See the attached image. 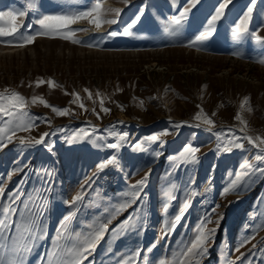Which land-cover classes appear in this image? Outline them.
<instances>
[{
  "label": "rangeland",
  "instance_id": "obj_1",
  "mask_svg": "<svg viewBox=\"0 0 264 264\" xmlns=\"http://www.w3.org/2000/svg\"><path fill=\"white\" fill-rule=\"evenodd\" d=\"M93 4L0 0V11H26L21 32L35 35L43 31L36 23L42 16L87 11ZM222 4L223 14L208 39L190 44L209 29ZM249 7L248 33L235 38L233 29ZM186 8L180 32L166 33L170 18ZM102 9H120L119 16L111 11L103 16L117 22L96 28L89 17L57 33L35 35L31 43L0 42V93L8 89L29 101L39 96L69 110L61 116L50 107L28 104L22 119L28 123L31 118L30 130L15 128L20 120L0 116V128L15 130L14 135L7 133L10 141L0 140L5 197L19 187V209L31 201L43 206L45 236L25 254V264H46L65 231L66 216L71 217L68 235L87 234L89 226L106 222L116 207L131 200L125 193L145 176L138 198L115 215L82 264H123L128 258L129 264H175L202 229L215 232L206 253L196 258L198 264H264V173L255 171L264 169V160L255 159L264 152L243 139L264 137V44L252 35L264 38V0H255L254 6L252 0H198L194 6L190 0H102ZM137 16L133 35H123ZM112 31L118 35L109 36ZM69 32L73 38L63 39ZM38 79L45 83L37 87ZM73 93L80 97L76 103ZM101 100L107 113L101 111ZM238 113L246 127L235 119ZM44 133L48 135L40 144H20V139L35 141ZM125 133L119 150L107 147ZM152 136L159 139H147ZM236 137L242 148L229 144ZM186 146L199 149L195 161L180 157ZM113 156L117 164L98 169ZM245 162L253 168L242 169ZM243 171L249 175L225 194ZM77 193L82 194L80 201L66 202ZM248 237L254 238L240 247Z\"/></svg>",
  "mask_w": 264,
  "mask_h": 264
},
{
  "label": "snow or ice",
  "instance_id": "obj_2",
  "mask_svg": "<svg viewBox=\"0 0 264 264\" xmlns=\"http://www.w3.org/2000/svg\"><path fill=\"white\" fill-rule=\"evenodd\" d=\"M127 2V0H125ZM198 0H190V4L194 6ZM253 6L255 5V0H252ZM29 9L33 8V5L29 3ZM224 5L222 4L220 8L217 10V14L212 17L209 21V29L201 32L199 35L195 37L194 40L190 41V44L195 45L202 43L207 40L211 35V26L214 24L216 20L220 18L223 14ZM106 11L114 12L116 16L120 15V9H111L104 10L102 9V0H94L93 6L87 11H79L74 12L70 15H44L42 18L36 21L37 24L40 25L43 31H37L35 35H51L53 33L59 32L61 29H68L70 25L75 24L78 20L88 19L89 17H93V19L89 20V23L94 24L96 28H100L103 24H114L117 21L115 19H103V16L106 14ZM189 11L186 8L183 12L180 13L179 16H172L168 21L167 25L164 28V31L171 36H176L183 25V21ZM253 12V7H249L248 11L245 13L244 18L241 20L239 24L233 29V36L235 38H242L248 33L247 22L251 18V14ZM27 15L24 10L11 9L7 11H0V42L6 44H12L13 42H21V43H31L35 39V35L27 34L25 32H21V28L23 27L21 23V18ZM140 20V16H137L132 22L124 29L123 35L131 36L133 32L131 29L133 26ZM29 27H31L29 25ZM82 31H86V29H80ZM117 32L112 31L109 33V36H116ZM257 43L264 44V38L259 35L252 34ZM74 36V32H69L68 34H62L63 39H72ZM8 38V39H5ZM74 43L78 41L73 39ZM260 63H264V60H261ZM45 83L44 80L38 79L36 82V86L39 87L41 84ZM47 83L49 86L54 85V81L48 80ZM87 92L88 90L85 89ZM68 94V93H66ZM74 100L72 103H76L80 100L79 94L73 93ZM99 95V93H97ZM89 99L92 98V94L88 93ZM41 104L45 107H50L51 110L57 115H66L69 114L68 109H61L56 106L48 104L46 100L39 96H33L29 101L20 93L15 91H10L5 89L4 92L0 93V116L10 117L13 120H20V123L15 125V128L30 130L34 127V124L31 122V118H29L28 123H24L22 117L26 115L24 109L28 106V104ZM248 98L246 97L244 102H242L241 108L242 110L247 106ZM79 106L84 109L85 106L83 103H80ZM86 110V109H85ZM251 111L250 108L247 109ZM101 111L107 113L110 111L109 109L103 107V100H101ZM214 115V114H213ZM196 119H200V115L196 116ZM237 121L241 124L247 126V122L242 118V116L238 113L235 117ZM205 123L212 124L213 121L210 119H205ZM243 131V129H241ZM11 131L12 135L15 134L14 129H10L8 127L0 128V140L7 138L9 141L12 139V135H7V133ZM165 135L167 133H164ZM48 133H44L40 136L39 139L35 141H25L24 139H20V144H31L36 143L40 144L44 141L45 136ZM127 134H122L119 136V139L115 143L107 144L108 148L119 150L122 146V142L126 140ZM149 140H158L159 136H152L147 138ZM241 138L236 137L234 140H230L229 144L232 147L242 148L243 143H239ZM244 140H247L250 144H253L255 147L261 149V152H264V137L257 136L255 138L251 136H244ZM231 148H225V151H230ZM199 149L186 146L184 150L180 153V157L185 160L195 161L196 156L195 153L198 152ZM256 160H264V155H257L255 157ZM117 164L116 157L108 159L105 162H102L98 165V169H104L107 165ZM242 169H252L253 166L248 162H245L241 165ZM255 171H260L264 173V169H255ZM11 175V174H10ZM50 175V173H49ZM249 172L243 171L237 174L236 179L232 182V185L229 188L225 189V194H227L231 188H234L236 184L241 181L244 176H248ZM147 176L144 179H141L134 185H130V188L133 190L130 193H125V196H130L131 200H126L124 203L120 204L115 208L114 214L110 216L106 220V222H98L96 226H89L91 231L87 234L75 233L74 238L70 236L66 232V224L67 221L71 219L70 216H66L64 221L62 222V226L65 231L58 236L55 247L48 254V258L46 264H82L83 260L87 258L86 254H90L91 251L95 250L96 244L104 237L105 232L108 229V225L111 223V220L115 218L116 214H119L125 208H127L130 203L135 202V200L139 196L140 186L144 185L146 182ZM5 187L0 186V264H25V254L31 251V248L35 246V243L38 240L44 239L45 231L41 222V217L43 215V206L37 201H31V206L28 203H25L24 209L21 210L17 207V202L21 199V191L19 187L12 192H8L5 197ZM82 199V194L77 193L71 201H66L69 204H75L77 201ZM47 201H44L46 204ZM188 207V203L186 202L180 209V213L182 214ZM181 219V215H177L175 217V222H179ZM127 222H122L121 225H118L119 228H123L124 224ZM247 227V226H246ZM215 229H202L199 231L198 235L192 240L191 245L183 250L179 257L176 258L175 264H198L197 257L203 256L206 251V244L209 239L214 235ZM254 237H248L245 239L240 247H243L244 243H247L250 239ZM63 241V243H61ZM152 247H155L153 245ZM148 252L152 251V248L147 249ZM239 251V248H237ZM140 254V250L137 251L136 255ZM125 260L123 264H129V261ZM162 264H168L167 261L162 262ZM228 264H234L232 261H228Z\"/></svg>",
  "mask_w": 264,
  "mask_h": 264
},
{
  "label": "bare ground",
  "instance_id": "obj_3",
  "mask_svg": "<svg viewBox=\"0 0 264 264\" xmlns=\"http://www.w3.org/2000/svg\"><path fill=\"white\" fill-rule=\"evenodd\" d=\"M100 31H102V30H100Z\"/></svg>",
  "mask_w": 264,
  "mask_h": 264
}]
</instances>
